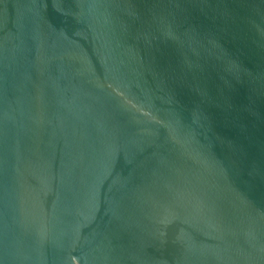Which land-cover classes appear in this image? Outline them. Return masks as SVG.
I'll return each instance as SVG.
<instances>
[{"label": "water", "instance_id": "obj_1", "mask_svg": "<svg viewBox=\"0 0 264 264\" xmlns=\"http://www.w3.org/2000/svg\"><path fill=\"white\" fill-rule=\"evenodd\" d=\"M0 264H264V0H0Z\"/></svg>", "mask_w": 264, "mask_h": 264}]
</instances>
